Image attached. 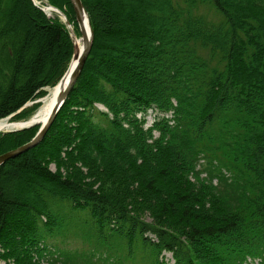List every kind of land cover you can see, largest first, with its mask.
<instances>
[{"label": "trees", "instance_id": "1", "mask_svg": "<svg viewBox=\"0 0 264 264\" xmlns=\"http://www.w3.org/2000/svg\"><path fill=\"white\" fill-rule=\"evenodd\" d=\"M82 1L83 69L44 140L0 165V264H264V0ZM49 4L81 35L70 0ZM74 51L32 0H0V120ZM36 132H0V155Z\"/></svg>", "mask_w": 264, "mask_h": 264}, {"label": "water", "instance_id": "2", "mask_svg": "<svg viewBox=\"0 0 264 264\" xmlns=\"http://www.w3.org/2000/svg\"><path fill=\"white\" fill-rule=\"evenodd\" d=\"M74 11L76 13V17H77V22L80 28V32H81V38L83 40V48L82 50L79 52L77 51V47L75 44V33L74 31L71 29L70 30V36L72 38V40L74 41V55L73 58L70 62V65L67 69V71L65 72V74L63 75V77L61 78L60 82L57 84L56 87H58L59 89V96L57 99V103L56 106L54 108V110L52 111V113L50 114V116L48 117V119L46 120V122L44 124L41 125L38 133L36 134V136L28 143L14 149L11 150L9 152H6L2 155H0V165L4 164L7 160L14 158L32 148H34L35 146H37L46 136L48 130L50 129L54 119L57 116V113L59 112V110L61 109V107L63 106L72 86L74 85L75 81L77 80L78 76L80 75L84 63L92 49V45H93V39H94V31L92 28V25L90 23V19H89V15L88 12L83 4L82 0H70ZM51 9H54L56 11H59L57 8L55 7H50ZM86 16L89 22V26H90V33L87 35V33L85 32V29L83 27V17ZM68 21V20H67ZM70 26V25H68ZM74 59H77V63L71 67L72 65V61ZM36 122H32L31 120L29 121L28 125H24L22 128H29L32 127L34 125H36Z\"/></svg>", "mask_w": 264, "mask_h": 264}, {"label": "rangeland", "instance_id": "3", "mask_svg": "<svg viewBox=\"0 0 264 264\" xmlns=\"http://www.w3.org/2000/svg\"><path fill=\"white\" fill-rule=\"evenodd\" d=\"M33 2H34V4L37 6V7H39V8H41L46 14H47V16L48 17H50V18H55V19H58L59 21H61L62 23H64L65 25H66V27H67V29L69 30V32H70V30L72 29L73 31H74V33H75V36L76 37H80L81 38V36L82 35H79L77 32H78V29L76 28V25H75V22H70V20H69V18H68V16H67V10L64 8V9H59V8H57V7H55V8H57L59 11H53V10H50L49 11V9H50V7H54L53 5H50L49 4V0H32ZM202 14H207V16H209V17H211V18H213V19H218L219 18V14L214 10V8H212L211 6H201V8H200V10H199ZM68 20V21H67ZM76 20H77V17H76ZM68 25H70V26H68ZM79 26V25H78ZM79 30H80V28H79ZM77 31V32H76ZM74 42V41H73ZM73 58V57H72ZM72 60V59H71ZM71 62V61H70ZM69 65H70V63H69ZM69 67V66H68ZM68 69V68H67ZM67 71V70H66ZM60 82V81H59ZM58 82V83H59ZM57 83V84H58ZM57 84H55V85H53V86H48V87H46L45 89H44V91H45V93H44V95L43 96H41V97H39V98H37L36 100H34V101H30L26 106L27 107H31V108H35L34 110H33V112L32 113H29V115H27V116H25V117H21V118H18V119H16L15 120V118L14 117H16V116H14V115H10V116H8V117H6V118H4V119H10L13 123H18V122H29L36 114H37V112H38V110L40 109V107L43 105V99L48 95V93L50 92V88H52V87H56L57 86ZM99 108H101V109H103V110H105V108L102 106V105H99L98 106ZM152 112L153 111H151V113H149L148 115H150V117H149V122L147 123L148 125H150L151 123L150 122H152ZM35 127H36V130H37V132H36V134L38 133V131H39V129H40V127H41V124H39V123H37L36 125H34ZM34 126H32V127H34ZM28 128V127H27ZM27 128H22V129H27ZM29 128H31V127H29ZM21 128H15V129H11V130H4V131H1L2 133L3 132H14V131H19V130H22ZM36 134L31 138V140L36 136ZM157 134V133H156ZM45 138V137H44ZM31 140H29L28 142H30ZM44 140V139H43ZM42 140V141H43ZM41 141V142H42ZM28 142H26V143H28ZM26 143H24V144H26ZM24 144H22V145H24ZM21 145V146H22ZM20 147V146H19ZM36 147V146H35ZM34 147V148H35ZM16 149V148H15ZM12 150H14V149H12ZM9 151H11V150H9ZM9 151H7V152H9ZM6 153V152H5ZM4 154V153H3ZM2 155V154H1ZM52 169L53 170H55V166L54 165H52ZM49 243L51 244H53V246H56V247H58V248H60V249H74V248H80L82 245H81V243L79 242V241H75V240H73V241H68V240H66V239H64L63 237H55V238H50L49 240ZM167 257H168V259H171V255H167ZM172 264V263H171Z\"/></svg>", "mask_w": 264, "mask_h": 264}, {"label": "bare ground", "instance_id": "4", "mask_svg": "<svg viewBox=\"0 0 264 264\" xmlns=\"http://www.w3.org/2000/svg\"><path fill=\"white\" fill-rule=\"evenodd\" d=\"M56 11L54 9H49ZM83 27L85 29V32L87 33V35L90 33V26H89V22L86 16L83 17ZM75 44L77 47V51H81L83 48V40L80 37H76L75 38ZM77 63V59H74L72 61V65L71 67H73L75 64ZM59 89L58 87H52L50 88V92L48 93V95L43 99V105L40 107V109L38 110L37 114L31 119L32 122H36L39 124H44L46 122V120L48 119V117L50 116V114L52 113V111L54 110L56 103H57V99L59 96ZM29 122H18V123H13L10 119H1L0 120V132L4 131V130H11V129H15V128H21L24 125H28Z\"/></svg>", "mask_w": 264, "mask_h": 264}]
</instances>
